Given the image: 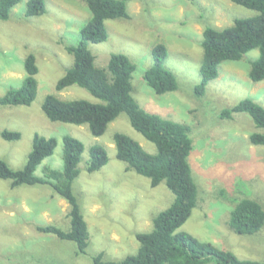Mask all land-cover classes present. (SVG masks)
<instances>
[{
    "label": "rangeland",
    "instance_id": "rangeland-1",
    "mask_svg": "<svg viewBox=\"0 0 264 264\" xmlns=\"http://www.w3.org/2000/svg\"><path fill=\"white\" fill-rule=\"evenodd\" d=\"M28 1L20 0L9 20L0 21V97L22 85L24 61L30 53L39 69L37 96L30 106H0V132L21 133L17 142L0 137V158L13 169H21L36 134L55 138L54 154L35 172L43 176L44 167L62 169L65 136L80 140L84 151L73 193L88 226L89 246L79 254L74 242L37 231L38 226L46 225L70 230L69 205L51 187L12 188L10 181L0 179V264H93L99 254L105 261H122L137 253L136 234L150 232L152 219L170 207L175 196L165 183L152 188L149 179L127 171V164L117 159L116 133L134 139L146 152L156 153L155 145L133 129L125 114L111 122L100 137H94L86 125L47 118L42 106L48 95L99 103L78 86L63 91L55 88L73 65L66 46L77 45L91 13L84 0H44V16L26 17ZM127 10L129 19L106 21V42L89 43L88 48L99 68H106L113 54L128 56L136 65L132 95L140 107L191 129L193 150L188 160L199 198L179 231L230 251L241 260L264 262V226L252 236L237 235L229 226L232 210L244 199L257 201L264 209V146L249 141L250 135L264 134V129L256 128L246 113L223 117V112L245 99L264 107V81L252 83L248 77L258 50L240 61L222 63L218 78L207 84L205 94L195 92L202 81L204 29L230 27L236 19L256 13L229 0H133ZM157 44L167 47L165 66L178 83L176 91L163 95H157L144 80L145 71L154 65L152 49ZM93 146L104 147L109 162L89 173Z\"/></svg>",
    "mask_w": 264,
    "mask_h": 264
},
{
    "label": "trees",
    "instance_id": "trees-1",
    "mask_svg": "<svg viewBox=\"0 0 264 264\" xmlns=\"http://www.w3.org/2000/svg\"><path fill=\"white\" fill-rule=\"evenodd\" d=\"M133 0H84L91 16L80 30L76 46H66L73 57V65L57 82L56 90L63 91L78 86L88 91L99 103L87 100H62L48 95L42 106L47 118L77 126L86 125L94 137L102 136L108 125L125 114L135 131L155 145L156 153L150 154L129 136L116 133L113 141L116 157L127 164L126 170L133 171L150 181L152 188L165 183L174 194L173 203L152 219V230L137 233L139 244L135 255L122 261H105L103 255L94 257L93 264H264V262L241 260L234 253L219 249L210 242H202L179 229L191 217L198 204L199 191L192 175L189 156L193 150L191 129L140 107L134 99L131 83L136 70L134 62L124 54H113L106 68L95 65V58L88 48L89 43L106 42L109 34L106 21L129 19L127 4ZM231 3L254 11L246 19H236L232 26L218 29L212 26L203 31L201 46L203 57L200 66L201 83L196 94H205L209 82L219 76V66L227 61L237 62L252 50H258V57L252 61L248 73L252 83L264 81V0H229ZM20 0H0V21L10 18L11 10ZM44 0H29L26 17H41L46 14ZM154 65L147 69L144 80L157 95L178 89L175 75L165 66L167 47L157 44L152 49ZM26 76L17 89L8 90L0 97L1 107L30 106L37 96L39 72L36 57L30 53L24 61ZM233 113L248 114L256 128L264 129V107L251 99H245L231 110L223 112L229 118ZM0 137L7 142L21 139L18 131L2 130ZM252 145L264 146V134L250 135ZM57 147L55 138L36 134L32 150L21 169H13L0 158V179L11 182L12 188L19 186L47 185L69 205L70 230L57 226H38L40 233L57 236L77 245L79 254L89 246V231L81 213L80 205L73 193V183L78 178L79 163L84 151L83 143L71 136L63 138V166L61 170L43 168V176L35 172L43 161L52 156ZM109 157L102 146L90 148L87 172L95 173L106 166ZM230 229L240 236H252L264 226V209L260 203L244 199L236 204L230 215Z\"/></svg>",
    "mask_w": 264,
    "mask_h": 264
}]
</instances>
